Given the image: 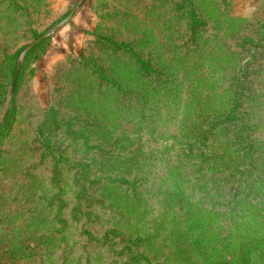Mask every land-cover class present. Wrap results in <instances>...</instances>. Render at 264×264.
<instances>
[{"label": "rangeland", "instance_id": "obj_1", "mask_svg": "<svg viewBox=\"0 0 264 264\" xmlns=\"http://www.w3.org/2000/svg\"><path fill=\"white\" fill-rule=\"evenodd\" d=\"M78 1L0 0V264H264V0Z\"/></svg>", "mask_w": 264, "mask_h": 264}, {"label": "trees", "instance_id": "obj_2", "mask_svg": "<svg viewBox=\"0 0 264 264\" xmlns=\"http://www.w3.org/2000/svg\"><path fill=\"white\" fill-rule=\"evenodd\" d=\"M38 47V45H35L33 47H31L28 51H31L33 50L34 48ZM27 51V52H28ZM21 53V48L16 50L12 55H9L8 56V59L11 58L13 60V63L11 64V67L9 68V74H10V78L11 80L13 79V75H14V71H15V67H16V63H17V59L19 57ZM138 64L140 66V69L142 71H144V73H149L151 70H154L149 64L148 62H145L143 61L142 59H138ZM6 72H8V67L6 68ZM5 74L7 73H3V70H1V73H0V97H2V100L4 101L6 99L5 97V94L7 93L5 90H3V79L2 77L5 76ZM19 77H20V74H18V77H17V81H16V85H17V82L19 80ZM12 82V81H11ZM13 96H14V93L12 95V101H13ZM12 101H11V106L7 109L6 111V114L4 116V119L3 121L0 123V139H2L4 136H6L10 130V127H11V123H12V115H13V111H12ZM228 117H227V120L230 119V116L229 114H227ZM242 142H243V145H245V148L247 149L246 152L247 154H250L251 152V149H250V145H249V142L247 143V136L242 134ZM60 220L63 222V219L60 218ZM132 258V261L136 260V256L135 255H132L131 256ZM130 263V261L128 262Z\"/></svg>", "mask_w": 264, "mask_h": 264}, {"label": "water", "instance_id": "obj_3", "mask_svg": "<svg viewBox=\"0 0 264 264\" xmlns=\"http://www.w3.org/2000/svg\"><path fill=\"white\" fill-rule=\"evenodd\" d=\"M85 1L86 0H79L78 1V3L76 4V6L73 8V10L71 11V13L67 17L66 21L75 15V13L78 11V9H80L82 7V5L84 4ZM56 29H57L56 27H51V28L47 29L45 32H43L41 35H39L34 40L28 42L23 47V49L21 50L20 56H19V58L17 60V63H16V67H15V71H14V75H13V79H12L11 87H10V95L12 94V92H13V90L15 88L16 81H17V77H18V74H19L20 66H21V62H22V59H23L25 53L27 52V50L30 49L31 47H33V46L41 43L49 35H51Z\"/></svg>", "mask_w": 264, "mask_h": 264}]
</instances>
